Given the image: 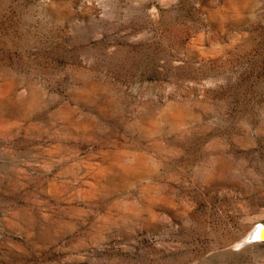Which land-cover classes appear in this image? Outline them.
<instances>
[{"label": "rangeland", "instance_id": "374dc122", "mask_svg": "<svg viewBox=\"0 0 264 264\" xmlns=\"http://www.w3.org/2000/svg\"><path fill=\"white\" fill-rule=\"evenodd\" d=\"M264 0H0V264H264Z\"/></svg>", "mask_w": 264, "mask_h": 264}, {"label": "water", "instance_id": "95a60500", "mask_svg": "<svg viewBox=\"0 0 264 264\" xmlns=\"http://www.w3.org/2000/svg\"><path fill=\"white\" fill-rule=\"evenodd\" d=\"M264 229L262 228L261 225H258L256 227L253 228V230L249 233V235L247 236L246 240L244 241V243H255V242H264V236L260 233V230Z\"/></svg>", "mask_w": 264, "mask_h": 264}, {"label": "bare ground", "instance_id": "6f19581e", "mask_svg": "<svg viewBox=\"0 0 264 264\" xmlns=\"http://www.w3.org/2000/svg\"><path fill=\"white\" fill-rule=\"evenodd\" d=\"M261 226H262V228L264 229V226H263V225H261ZM250 232H251V231H250ZM250 232H249V233H250ZM249 233H248V235H249ZM259 233H260V235L262 234V235L264 236V232H263L262 229L259 231ZM248 235H247V236H248ZM247 236H246V237H247Z\"/></svg>", "mask_w": 264, "mask_h": 264}]
</instances>
